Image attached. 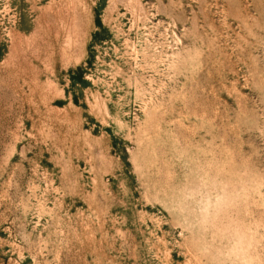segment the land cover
I'll return each instance as SVG.
<instances>
[{
  "label": "rangeland",
  "instance_id": "1",
  "mask_svg": "<svg viewBox=\"0 0 264 264\" xmlns=\"http://www.w3.org/2000/svg\"><path fill=\"white\" fill-rule=\"evenodd\" d=\"M0 264H264V0H0Z\"/></svg>",
  "mask_w": 264,
  "mask_h": 264
}]
</instances>
